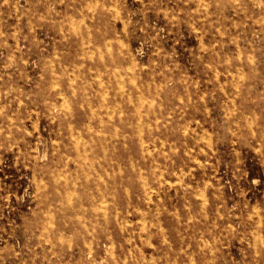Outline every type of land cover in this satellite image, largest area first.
I'll list each match as a JSON object with an SVG mask.
<instances>
[{"label":"rangeland","instance_id":"1","mask_svg":"<svg viewBox=\"0 0 264 264\" xmlns=\"http://www.w3.org/2000/svg\"><path fill=\"white\" fill-rule=\"evenodd\" d=\"M0 264H264V0H0Z\"/></svg>","mask_w":264,"mask_h":264},{"label":"bare ground","instance_id":"2","mask_svg":"<svg viewBox=\"0 0 264 264\" xmlns=\"http://www.w3.org/2000/svg\"><path fill=\"white\" fill-rule=\"evenodd\" d=\"M154 144V143H153ZM180 170V169H179ZM144 181V180H143ZM143 222V221H142ZM142 225V224H141Z\"/></svg>","mask_w":264,"mask_h":264}]
</instances>
